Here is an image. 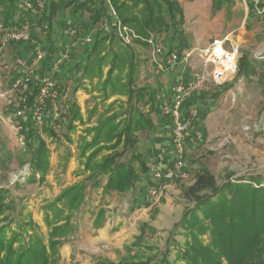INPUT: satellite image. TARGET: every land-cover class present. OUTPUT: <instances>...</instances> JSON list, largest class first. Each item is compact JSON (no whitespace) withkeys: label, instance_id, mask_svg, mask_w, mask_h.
<instances>
[{"label":"trees","instance_id":"obj_1","mask_svg":"<svg viewBox=\"0 0 264 264\" xmlns=\"http://www.w3.org/2000/svg\"><path fill=\"white\" fill-rule=\"evenodd\" d=\"M110 1L118 18L124 24L135 27L142 37H147L151 32L173 31L171 41L175 43L176 50L184 48L180 32L186 17L179 0ZM223 1L212 0L214 12L222 9ZM248 1L250 10L255 3ZM259 1L263 7L264 0ZM0 12L5 27L12 28L32 18V31L40 29L37 37L30 41L12 42L17 53L24 45L45 43L43 47L47 54L40 63L39 72L50 70L57 53L67 42L69 35L68 31L64 32V19L69 17L70 25H77L80 29L77 34L80 42L78 48H72L60 73L63 75V72L69 71L66 67L74 57L82 56L81 81L88 79L92 82L98 78L101 90L106 92L105 98L116 94L128 96L126 107L121 105L120 111L110 108L98 118L96 125L84 128L78 148L86 176L63 187L54 199L47 200L43 205L47 231L30 212H25L26 205L22 203V198L10 196L9 189L0 188V264H59L60 247L77 233L76 215L87 202L91 188L102 187L106 193H124L133 189L142 175L150 177L148 156L138 149V142L140 132L155 131L152 113L157 109V100L148 85H134L139 63L136 46L120 43L121 46L114 49L112 42L116 36L99 28L103 20L114 18L106 0H46V9L39 18L29 13L23 0H0ZM85 12H89L87 18L84 17ZM44 23H48V28H44ZM84 25H87V33L93 32L90 43L82 40L81 29ZM142 43L147 46L146 42ZM256 63V59L241 57L240 73H256ZM106 65L108 70L102 82ZM59 71L57 76L61 93L64 94L68 86ZM124 71L127 75H124ZM81 81L72 86V96L65 107V121L53 119L49 103L41 125L35 121L33 112L28 111L20 132L24 135L25 149L30 154L28 165L32 173L29 181L45 182L51 169V150L45 137L60 140V129L67 127L68 138L71 139L70 133L77 129L75 121L85 123L81 106L74 98ZM108 88H111L110 92ZM36 92L37 87L32 85L28 93L30 106ZM196 96L189 100V104H195ZM140 103L148 107V111L143 110ZM9 110L15 112V108ZM95 111L96 107L90 117ZM59 123L60 126H57ZM198 123L200 118L192 126L188 141L197 132ZM195 176V182L185 187L186 194L195 199V204L186 208L179 221L169 230L164 250L146 243V230L155 233L156 229L148 223H141L140 233L131 243L132 248L136 249L133 255L118 262L97 257L94 264H264V178L257 175L250 177L251 181L228 179L219 185L214 175L205 168H201ZM105 220L106 209L100 208L95 214L94 227H102ZM177 234L185 236L183 243L176 239ZM205 236H208L207 239Z\"/></svg>","mask_w":264,"mask_h":264},{"label":"rangeland","instance_id":"obj_2","mask_svg":"<svg viewBox=\"0 0 264 264\" xmlns=\"http://www.w3.org/2000/svg\"><path fill=\"white\" fill-rule=\"evenodd\" d=\"M179 1L186 11L185 22L180 32L181 41L185 48L194 50L191 60L180 65L184 71L183 76L187 74L191 78L193 73L201 67L202 58L199 55L201 49L211 46L210 42L213 39H224L225 37H228L224 44L226 50H232L233 46L238 45L237 71L222 84H207L196 96L195 104L199 109L197 119L199 121L200 118V124L198 123L197 132L191 136L187 145L188 157L185 170L188 176L165 181L167 185L169 184L165 196L150 199L151 201H146L143 197L140 208L135 205L137 208L129 212L123 208L129 207L135 195L124 194L121 200L112 204L115 211L112 210L110 215L117 217L119 214L120 218L124 220L126 218V226L120 228L119 225L116 229L118 231L112 230L106 233L92 229L91 207L96 208L103 201H99L98 189H91L87 196L86 206L82 207L88 209L85 214L82 208L78 213L80 220L75 219L78 220V231L66 244L62 245L59 264H94L97 257H104L115 262L129 258L128 256L133 255L136 250L132 248L131 243L140 233V223L143 221H147L146 223L156 229L155 233L146 230V243L164 250L169 230L175 222L179 221L185 209L195 204V199L186 194L185 187L195 182V174L201 168L212 173L219 185L228 179L251 181L249 178L257 175L264 178V14L262 13L264 5L262 7L259 0H251L256 7H250L249 10L248 0H224L222 9L214 12L211 8V0ZM88 15L89 12L84 13V17L87 18ZM64 20H66L65 24H70L69 17H65ZM39 30V28L35 30L36 35ZM135 31L140 34L136 29ZM64 32H67V27ZM172 32H151L147 37L151 35L157 37L161 34L168 42ZM3 33L0 31V37H3ZM84 34L87 33L84 32ZM36 35L34 34L33 37L36 38ZM91 37L93 38V32ZM68 39L69 36L66 40ZM0 40V188L9 189L10 196L22 198V203L26 205L25 212H30L34 220L42 226L44 231H47L43 205L47 200L54 199L63 187L86 176L85 173H77L79 169H82V163L79 162L78 144L84 126L70 133L71 139L68 138L67 127L60 129V140L55 141L45 137L51 150V169L43 183L28 180L32 173L28 165L30 154L21 140L22 133L16 129L15 112L9 110V108H15L19 101V91L12 90L11 86L14 77L22 72V67L16 65L15 60L19 55L12 43L7 42L3 45L2 38ZM116 40L112 42L114 49L122 44L117 37ZM137 41L139 42L135 45V50L138 52L139 65L134 85L140 87L152 83L156 88L158 87L156 77L161 78L162 75H159L160 73L156 72L157 68L151 64V59L154 58L152 50L148 48V45H143V40ZM44 45L45 43H42L37 47ZM243 56L257 60L256 73L246 75L240 73L239 60ZM108 65L104 66L102 82L106 78ZM126 71L124 75H127ZM177 71L182 73L180 68ZM81 76L82 71L79 73L75 70L63 72L62 78L66 81V87L68 86L63 97L64 107L67 106L68 99L72 96V86L76 83L75 80H80ZM86 80L81 81L80 91L73 97L84 108L88 107L92 111L96 107L92 116L93 122L100 113H105L110 108L120 111L121 105L127 103L126 94L105 98L106 92L101 90L98 78L93 79L92 82ZM110 89L108 88L109 92ZM157 105L158 110L152 113V117L156 121L158 132L150 133V135L151 137L157 135L164 141L170 134V128L164 127L170 125L166 122L168 117L161 112L159 102ZM140 107L148 111V107H143L141 103ZM147 133H139L138 149L145 152L148 158H154L155 155L150 157L146 150L148 148L153 150L157 143L151 142ZM165 143L170 148L169 142H163L162 145ZM149 178L145 190L151 183L156 184V181H153V173ZM253 184L257 185L255 182ZM112 196L113 194H110L108 198ZM110 201L106 200L104 203L110 204ZM147 202L152 204V209L145 208L144 205ZM205 237L207 239L208 236ZM176 239L183 243L185 236L177 234ZM173 253L174 250L172 256Z\"/></svg>","mask_w":264,"mask_h":264},{"label":"built area","instance_id":"obj_3","mask_svg":"<svg viewBox=\"0 0 264 264\" xmlns=\"http://www.w3.org/2000/svg\"><path fill=\"white\" fill-rule=\"evenodd\" d=\"M84 1V0H80ZM111 9L113 21L105 20L101 22L100 27L107 33H113L124 45L135 46L137 40H143L151 48L153 56H161L164 65L173 68L179 62L187 63L193 56V49L183 48L181 50L168 51L165 37L158 34L149 37H142L135 29L124 24L117 16L116 10L110 0H106ZM24 7L31 15L41 17L46 9V0H23ZM44 28H48V23H44ZM34 21L27 18L15 27H5L3 15L0 12V31L4 32L2 43L27 42L32 39V29ZM72 35L77 33L73 27L70 31ZM224 39H214L211 46L201 49L199 55L202 58L201 67L195 71L188 80H181L172 87L171 97L165 98L160 109L163 115L167 116L171 125V148L172 157L169 165L164 169H156L153 172V181L156 184L149 185L144 192L146 201L160 198L165 188V181L186 178V163L188 157V136L199 115V110L195 104H189V100L197 94L208 83L222 84L230 79L237 71L238 67V45L233 46L232 50H226ZM86 43L92 42L91 32L84 36ZM76 41L67 43L57 53V57L50 66V70L39 72L38 66L47 54L43 46L36 48L32 58L18 56L15 60L18 67H22V72L17 74L11 89L20 93L19 101L15 106L14 117L16 119V129L20 132L23 127V121L26 119L28 111L33 112L37 124L41 125L46 115V105L50 104V112L53 119L57 122L65 121L67 118L66 110L63 105L64 94L61 93V84L56 72L69 57ZM222 51H217L216 47ZM32 85L37 87V92L33 98V105L28 103V93ZM61 123L57 124L60 126ZM21 140L24 142V135L21 134ZM151 199V200H150Z\"/></svg>","mask_w":264,"mask_h":264},{"label":"crops","instance_id":"obj_4","mask_svg":"<svg viewBox=\"0 0 264 264\" xmlns=\"http://www.w3.org/2000/svg\"><path fill=\"white\" fill-rule=\"evenodd\" d=\"M212 1V0H211ZM181 3V2H180ZM211 8H212V4H211ZM201 11V10H200ZM204 11V9L202 10V12ZM184 12H186V11H184ZM213 12V11H212ZM186 14V13H185ZM186 16V15H185ZM105 20H107V19H105ZM105 20H103V21H105ZM102 21V22H103ZM109 21H113V19L112 20H109ZM60 22V21H59ZM65 22H66V20H65ZM66 27H67V33H68V35H69V39L67 40V42L65 43V44H67V43H71L72 41H76V45L74 46V47H76V48H78V45H79V42H80V37L79 36H77V34H78V32H79V27H77V25H70V24H67L66 23ZM73 27H75L76 29H77V33L75 34V35H72L71 33H70V31H71V29L73 28ZM33 30V29H32ZM36 30V29H35ZM35 30L34 31H32V38H33V36H34V34L36 35V33H35ZM81 31H83L82 32V37L84 38V36L86 35V34H84V32L85 33H87V32H89L88 31V29H87V25H84L83 26V28L81 29ZM88 34V33H87ZM181 35V34H180ZM37 37V36H36ZM171 37L172 36H170V38H169V43L167 44V50L168 51H171V50H176V45H175V43L173 44L172 42L173 41H171ZM181 38H182V36H180ZM82 38V39H83ZM215 39H221V38H215ZM32 40V39H31ZM165 40H167V39H165ZM214 40V39H213ZM213 40L210 42V45L212 44V42H213ZM35 44H38V42L36 41V40H34L33 41ZM171 44L173 45V46H171ZM29 45H24V48H22L20 51L21 52H18V55L19 56H21V57H25V58H28V57H31L34 53H35V51H36V48H37V46H33L32 44H30V46L28 47ZM73 47V48H74ZM149 49H150V47H148ZM178 48V47H177ZM151 51V50H150ZM152 54V53H151ZM152 57H154L153 55H152ZM82 59V56H76V57H74L71 61H70V65H69V67H66V69H72V70H75L77 73H79L80 71H81V64H82V62L80 61ZM182 63L183 62H179V63H177L176 65H174L173 66V68H171V67H168V66H166V65H164V60H163V58H161V56H157V57H154V58H152L151 59V64H153L154 65V67L155 68H157V73H160L159 75H162L161 76V78H160V76L159 77H156L157 78V83H158V87H156V88H158L160 91H157V89L155 88V86H154V84H152V83H149L148 84V86L152 89V91H154V93H155V99L157 100V103L159 102V104L161 105V103H162V101L165 99V98H168V97H171V95H172V87H173V85H175L176 83H178L179 81H181V80H188L190 77H188V75L186 74V76H183L184 75V71L182 70V67H180V65H182ZM139 65V64H138ZM180 68V72H182V73H179L178 71H177V69H179ZM184 68V67H183ZM60 70V69H59ZM71 70V71H72ZM58 73V71L56 72V74ZM178 74H179V76H178ZM181 75V76H180ZM76 81V83L78 82V81H81V80H75ZM84 81H87L86 79L84 80ZM162 83V84H161ZM72 84V83H71ZM75 84V83H74ZM73 84V85H74ZM209 84V83H208ZM206 86H204L203 88H205ZM202 88V89H203ZM201 89V90H202ZM200 90V91H201ZM78 91H80V90H78ZM77 91V92H78ZM198 94V93H197ZM196 94V95H197ZM116 95H118V96H122V95H120V94H116ZM116 95H112L111 97H114V96H116ZM124 96V95H123ZM79 104H80V106H81V111H82V116H83V119H84V124L83 123H81V122H79V121H75V124L77 125V128H79V127H81V126H84L83 127V130H84V128L85 127H87V126H94V125H96L97 124V121H98V118L103 114V113H100V115L97 117V119L93 122L92 120H93V115L90 117V115H91V113H92V111L87 107V108H84L83 107V105L79 102ZM127 105V103H125V106ZM196 105V104H195ZM197 106V105H196ZM148 110V109H147ZM158 110V105H157V109L155 110V111H157ZM199 110V109H198ZM109 114V113H108ZM123 116H125V114H123ZM199 116V115H198ZM198 118V117H197ZM166 119H168V118H166ZM155 122V125H157L156 124V121H154ZM167 122V124L169 123V125H170V122H169V119H168V121H166ZM197 122V120L195 121V123ZM165 123V122H164ZM194 123V124H195ZM156 127V126H155ZM164 128H170V130H169V136H168V138L167 139H165L164 141H163V139L161 138V137H157V135H154L153 137H151L152 135H150V133H147V135H148V138H149V140L152 142V141H154V144L155 143H157V146H155V148L157 147L158 149H156L155 150V148L152 150V149H147L146 151H147V154L151 157L152 155H155V157L153 158H147L146 160H147V163H148V165H149V167H150V174H152L156 169H164V168H166L168 165H169V163H170V161H171V157H172V148H171V143H170V139H171V133H172V131H171V125L168 127H164ZM77 130V129H76ZM82 131V130H81ZM156 132H158V129L156 130V128H155V131H154V134L156 133ZM88 138H90V136H88ZM139 140H140V137H139ZM169 142V145H170V148L166 145V143L165 144H163L162 145V143L163 142ZM139 143V142H138ZM79 162L81 163V161L79 160ZM81 168L82 169H79L80 171H78L77 173H79V172H82V173H84L83 172V164L81 165ZM81 174V173H80ZM150 178L148 177V175H142V178H141V180L140 181H138V183H137V185L133 188V189H131V190H129V191H127V192H124V193H120V192H117V191H111V192H109V193H106V192H104L103 191V188L102 187H99V188H97L98 189V192H99V201L100 200H102L103 201V203L102 204H100V205H98L96 208H92L91 207V213L93 214L92 215V219H91V226H92V229H93V231H97V232H108V231H118V230H116L118 227H119V225H120V228L121 227H123V226H126V218H125V220L124 219H122V218H120V216H119V214L117 215V217L115 216V215H110V213L112 212V210L113 211H115L114 209L115 208H113V206H112V204H114V202L115 201H118V200H121L122 199V197H123V195L124 194H128V195H135V197H133L132 198V203L131 204H129V207L127 208L126 207V209L125 208H123V210H127V212H129L130 210H135V208H137V207H135V205H137L138 206V208H140V206H141V204H142V202H143V197H144V192H145V188H146V182L149 180ZM153 183H151V185H152ZM167 185V184H166ZM168 186H169V184L167 185V187L165 188V192H163V194L161 195L162 197L163 196H165V194H167V190H168ZM91 189H95V188H91ZM90 189V190H91ZM89 190V191H90ZM89 194V193H88ZM110 194H113V196H112V198H108V195H110ZM106 200H111L110 202V204H105L104 202L106 201ZM148 203V202H147ZM86 204V203H85ZM89 204V203H88ZM88 204H87V206H88ZM86 206V205H85ZM145 206V208L146 209H152L153 207H152V204L151 203H149V205L147 206V204H145L144 205ZM134 207V208H133ZM90 208V207H89ZM100 208H104V209H106V220H105V222H104V224L102 225V227H100V228H95L94 227V225H93V222H94V219H95V214L97 213V211L100 209ZM113 208V209H112ZM88 209V208H87ZM86 208L84 209V208H82V212H83V214H85V212H86V210H87ZM78 213H80V211L78 212ZM78 213H77V215H76V218L78 219V220H80V218H79V215H78ZM114 213H116V212H114ZM77 220V221H78ZM147 221H143V222H141V223H146ZM141 223H140V225H141ZM64 244H66V242L64 243ZM63 244V245H64ZM61 248H62V246L60 247V253H61ZM62 255V254H61ZM100 256V255H99ZM113 261V260H112Z\"/></svg>","mask_w":264,"mask_h":264},{"label":"bare ground","instance_id":"obj_5","mask_svg":"<svg viewBox=\"0 0 264 264\" xmlns=\"http://www.w3.org/2000/svg\"><path fill=\"white\" fill-rule=\"evenodd\" d=\"M218 50L217 51H222V49L218 46V47H216Z\"/></svg>","mask_w":264,"mask_h":264}]
</instances>
